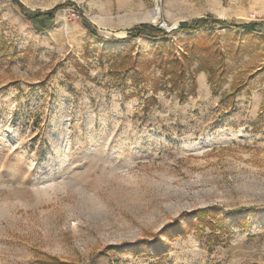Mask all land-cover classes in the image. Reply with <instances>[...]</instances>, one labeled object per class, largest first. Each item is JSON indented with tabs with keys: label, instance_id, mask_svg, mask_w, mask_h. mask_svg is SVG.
I'll use <instances>...</instances> for the list:
<instances>
[{
	"label": "rangeland",
	"instance_id": "obj_1",
	"mask_svg": "<svg viewBox=\"0 0 264 264\" xmlns=\"http://www.w3.org/2000/svg\"><path fill=\"white\" fill-rule=\"evenodd\" d=\"M19 1L75 5L0 0V264H264V0ZM207 16L260 25L126 38Z\"/></svg>",
	"mask_w": 264,
	"mask_h": 264
},
{
	"label": "trees",
	"instance_id": "obj_2",
	"mask_svg": "<svg viewBox=\"0 0 264 264\" xmlns=\"http://www.w3.org/2000/svg\"><path fill=\"white\" fill-rule=\"evenodd\" d=\"M13 2L20 6L26 17L32 20L35 24V27L39 31H44L48 29L54 22L56 14L59 10L75 5L74 2L67 1L59 3L47 11H28L25 6L19 0H13ZM260 25L258 21H251L248 23L238 24L235 21H229L224 19H218L212 16L199 17L189 21L180 22L179 26L171 31L160 26V24L154 25L152 23H140L128 30L126 38H137L144 37L149 39L165 38L170 35L172 31H185V32H196V31H212L216 28H225V29H243L246 33H253L257 30V27ZM95 32V30L92 29ZM172 62L177 65L178 72H175L176 78L180 79L185 75V63L184 56L181 55L180 58H172ZM174 83L177 81L172 79ZM176 87V86H175ZM152 98H155L152 96ZM211 208L205 207L198 210H195L192 213H184L186 219V228H184L179 222H176V226L170 224L169 228L166 230L169 236H172V232L177 229L183 233L187 230L195 228L200 236H203V231L209 228L213 234V238L219 239L220 236L229 231L227 223L215 214H211ZM190 215H195V217H188ZM217 215V214H216ZM243 218H238L234 222L237 224L243 222ZM246 225V224H245ZM148 240H139L137 245L135 243H123V244H112L108 245L106 251H115L122 252L127 247L128 249L134 251L136 254L145 253V249L142 248L141 244L148 243ZM127 245V246H126ZM50 264H71L68 262H63L58 260L55 257L49 258Z\"/></svg>",
	"mask_w": 264,
	"mask_h": 264
},
{
	"label": "water",
	"instance_id": "obj_3",
	"mask_svg": "<svg viewBox=\"0 0 264 264\" xmlns=\"http://www.w3.org/2000/svg\"><path fill=\"white\" fill-rule=\"evenodd\" d=\"M162 26L164 27V28H167L169 31L171 30V29H173L174 27H170V28H168V27H166V25L165 24H162Z\"/></svg>",
	"mask_w": 264,
	"mask_h": 264
}]
</instances>
